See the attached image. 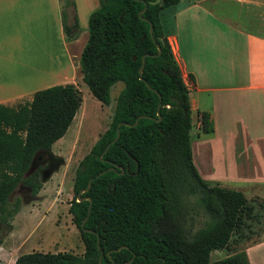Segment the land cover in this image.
Returning a JSON list of instances; mask_svg holds the SVG:
<instances>
[{
	"label": "trees",
	"instance_id": "trees-1",
	"mask_svg": "<svg viewBox=\"0 0 264 264\" xmlns=\"http://www.w3.org/2000/svg\"><path fill=\"white\" fill-rule=\"evenodd\" d=\"M150 1L98 0L88 16L79 55L81 80L104 105L110 103L109 90L116 81L123 87L107 128L73 175L67 210L79 230L82 254L31 251L17 255L12 264H249L244 245L264 233V201L203 179L193 165L188 90L159 19L160 10L178 0ZM60 2L63 33L72 39L78 31L74 3ZM144 4L142 20L138 12ZM68 6L73 9L69 25L64 22ZM80 101L74 85L56 84L15 106L0 104L2 233L10 230L20 206L10 194L19 185L37 194L41 182L37 168L28 171L30 163L64 134ZM137 117L134 126L119 125L118 138L104 151L117 125L132 124ZM198 121L202 132L212 131L208 112H198ZM113 164L124 171L109 169ZM78 196L91 200L87 216L89 202L77 201ZM200 214L203 221L194 228ZM220 249L230 253L210 261V252Z\"/></svg>",
	"mask_w": 264,
	"mask_h": 264
},
{
	"label": "crops",
	"instance_id": "crops-1",
	"mask_svg": "<svg viewBox=\"0 0 264 264\" xmlns=\"http://www.w3.org/2000/svg\"><path fill=\"white\" fill-rule=\"evenodd\" d=\"M73 3L78 33L66 39L60 0H0V104L28 101L34 91L56 84L79 90V55L98 0ZM72 14L66 7L68 25ZM159 19L188 90L189 140L215 134L222 118L228 127L227 188L264 201V0H178L162 8ZM200 111L208 112L211 132L201 131ZM244 252L249 264H264V233ZM9 257L0 254V263Z\"/></svg>",
	"mask_w": 264,
	"mask_h": 264
},
{
	"label": "rangeland",
	"instance_id": "rangeland-1",
	"mask_svg": "<svg viewBox=\"0 0 264 264\" xmlns=\"http://www.w3.org/2000/svg\"><path fill=\"white\" fill-rule=\"evenodd\" d=\"M121 88L122 82H115L109 92L110 103L104 105L91 95L84 82H79L81 102L78 110L65 133L51 145V152L45 151L42 155L46 159L37 163L33 169H38L41 188L32 196L27 188L19 185L9 196L10 200L17 197L20 206L12 217L11 228L6 234L2 233L3 226L0 224V254H11L9 260L2 264L12 262L16 254L31 251L82 254L83 243L79 230L72 223L67 210L72 198L73 175L78 162L107 128L115 98ZM24 101L27 100H19L10 106ZM81 115L83 119L79 125ZM220 119L215 134H208V137L201 138L200 141L192 137L190 146L192 161L198 173L204 178L221 179L222 183H216L228 187V127ZM194 128L193 125L192 130ZM202 221L203 216L200 214L194 228L200 226ZM241 247L243 246L238 248ZM229 253L225 249L213 250L209 254V260L220 259Z\"/></svg>",
	"mask_w": 264,
	"mask_h": 264
},
{
	"label": "water",
	"instance_id": "water-1",
	"mask_svg": "<svg viewBox=\"0 0 264 264\" xmlns=\"http://www.w3.org/2000/svg\"><path fill=\"white\" fill-rule=\"evenodd\" d=\"M159 0H153V1H150V3H157ZM145 7H146V4H144V7L142 8V10H140L139 12H138V16H139V18L140 19H142V20H145V18L144 17H142V12L144 11V9H145ZM148 32H149V35H150V37L152 38V25L149 23V29H148ZM152 40H153V42L155 43V46H156V49H157V53L156 54H158L159 52H160V47H159V45H158V43H156L155 41H154V39L152 38ZM134 58V57H133ZM143 63H144V56L142 57V60H141V64H140V66H139V68H138V73L139 74H141V70H142V66H143ZM159 107H160V101L158 102V104H157V114H158V109H159ZM157 119H159V115H158V118ZM137 120H138V117L137 118H135V120H134V122L132 123V124H129V123H126V122H121V123H119L118 125H117V127H116V134H115V137L105 146V149H104V151L108 148V146L112 143V142H114L117 138H118V136H119V125L120 124H123V125H131V126H134L136 123H137ZM45 153L44 152H41V153H39L38 155H36L33 159H32V161H31V163H30V167H29V169H28V171L29 172H31V171H33V169H34V167L35 166H37V163H39L40 161H44L46 158H42V155H44ZM116 167H118L119 168V172L118 173H122L123 171H124V169L121 167V166H117V165H115V164H113L109 169H115ZM106 170H103V171H101V172H99L98 174H96V176H98V175H100V174H102V173H104ZM89 186H90V179L88 180V182H87V186H86V188L84 189V190H87L88 188H89ZM80 193V192H79ZM78 193V194H79ZM88 200V206H87V209H86V216H87V214H88V212H89V208H90V203H91V200H90V198L89 197H77V201H80V200ZM86 216L81 220V222H80V225L82 226L83 225V222L85 221V219H86ZM84 230H87V229H84ZM96 244H97V248H98V250H99V258H100V256H101V250L99 249V247H98V238H96Z\"/></svg>",
	"mask_w": 264,
	"mask_h": 264
}]
</instances>
